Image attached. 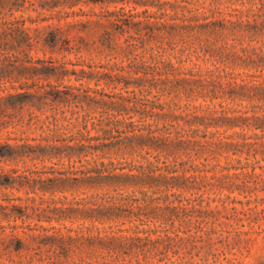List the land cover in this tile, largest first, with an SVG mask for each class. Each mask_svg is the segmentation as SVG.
<instances>
[{
    "label": "rangeland",
    "instance_id": "obj_1",
    "mask_svg": "<svg viewBox=\"0 0 264 264\" xmlns=\"http://www.w3.org/2000/svg\"><path fill=\"white\" fill-rule=\"evenodd\" d=\"M0 264H264V0H0Z\"/></svg>",
    "mask_w": 264,
    "mask_h": 264
}]
</instances>
